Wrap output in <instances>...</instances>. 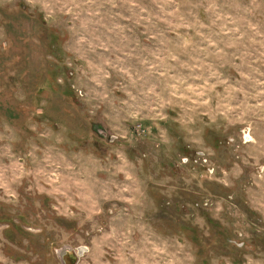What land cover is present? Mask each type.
Listing matches in <instances>:
<instances>
[{
  "label": "rangeland",
  "instance_id": "374dc122",
  "mask_svg": "<svg viewBox=\"0 0 264 264\" xmlns=\"http://www.w3.org/2000/svg\"><path fill=\"white\" fill-rule=\"evenodd\" d=\"M264 264V0H0V264Z\"/></svg>",
  "mask_w": 264,
  "mask_h": 264
},
{
  "label": "water",
  "instance_id": "95a60500",
  "mask_svg": "<svg viewBox=\"0 0 264 264\" xmlns=\"http://www.w3.org/2000/svg\"><path fill=\"white\" fill-rule=\"evenodd\" d=\"M84 252V248H79L77 252L71 248H64L59 252V257L64 264H77L78 259L84 254Z\"/></svg>",
  "mask_w": 264,
  "mask_h": 264
}]
</instances>
